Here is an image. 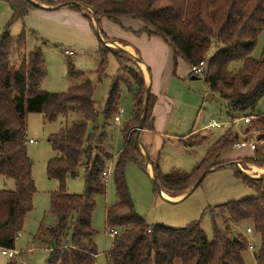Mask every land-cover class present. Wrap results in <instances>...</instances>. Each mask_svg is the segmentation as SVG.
<instances>
[{"label": "trees", "instance_id": "obj_1", "mask_svg": "<svg viewBox=\"0 0 264 264\" xmlns=\"http://www.w3.org/2000/svg\"><path fill=\"white\" fill-rule=\"evenodd\" d=\"M2 1L9 4L12 19L0 35V178L12 179L15 188L0 190V249L16 250L25 219L33 210L36 187L33 164L27 152L28 116L41 114L44 121L55 122L60 116L78 113L83 117L81 120L48 140L56 156L48 162L47 172L51 179L59 181L60 189L51 199L56 225L42 230L39 240L49 248L47 264H96L99 250L92 218L96 197L106 193L103 173L114 157L104 148L106 133L96 126L90 131L99 117L93 99L95 86L70 61L68 77L82 81L71 85L64 93L42 91L41 85L48 73L42 50L36 47L26 52L28 33L25 28L18 36L11 34L13 24L23 22L30 11L41 7L28 0ZM34 1L48 6L64 5L90 22L100 44L96 70L99 81L107 77L109 56L114 55L119 72L113 78L103 112L106 125L120 104L122 88L127 87L133 95L134 110L123 125L126 142L114 167L117 200L106 211L108 229L118 231L111 250L105 254L107 264H176L177 261L181 264H245L243 252L248 249V242L238 230L245 222L251 223L254 235L259 238L254 253L256 262L264 264V179H251L236 172L238 177L250 180L257 194L217 206L218 213L212 212V240L199 221L172 229L149 225L136 212L125 171L130 163L146 168L141 161L140 148L135 146L137 128L144 113L146 85L139 66L132 63L123 50H112L104 44L102 39L107 41V36L101 32L99 24L101 18L116 24H120L122 18L139 21L144 28L135 33L160 37L172 48L176 60L182 59L189 66L203 62L208 90L228 102V118L255 117L248 129L264 133V115L256 112L264 98V51L259 60L252 57L264 31V0H64L57 4L52 0ZM90 11L95 14L98 29L93 25ZM29 34L37 38L34 32ZM238 62L242 63L241 68L232 73L230 66ZM129 76L137 82L130 83ZM155 102L156 98L150 93L144 129L153 130ZM206 141L203 137L199 142L186 140L182 145L195 148ZM238 141V134L225 133L191 173L163 174L160 157L156 161L150 159L154 179L171 197L187 194L204 175L226 164L220 157ZM243 162L264 167V159L259 157ZM82 166L85 167V190L82 194H71L65 188L66 181L77 177ZM7 264L19 262L10 260Z\"/></svg>", "mask_w": 264, "mask_h": 264}, {"label": "rangeland", "instance_id": "obj_2", "mask_svg": "<svg viewBox=\"0 0 264 264\" xmlns=\"http://www.w3.org/2000/svg\"><path fill=\"white\" fill-rule=\"evenodd\" d=\"M52 1L53 4H57L64 0ZM11 19L12 10L9 4L0 0V35ZM24 28L28 33L26 52L29 53L38 47L42 50L43 58L46 62L48 73L42 82V91L64 93L67 92L71 85L82 81H72L68 77L67 67L70 61L75 64V69L86 74L95 86L93 99L99 117L95 125L90 126V131L96 126L100 131L103 130L106 133L107 140L104 148L114 156V159L109 161L107 165L109 176L106 179V193L96 197V207L92 218V227L97 232L96 243L100 252L96 264H107L105 254L111 250L114 237L111 235L112 231L107 227L106 211L117 200L114 167L116 158L123 150L126 142L123 137V125L131 117L134 110L133 96L127 87L124 86L122 88L120 104L115 110V114L108 121V125H106L103 112L113 78L119 72L115 59L112 57L110 60V65L106 72L107 77L99 81L96 74L99 63L96 50L80 45L77 41L73 42L69 37L62 38L63 40H69L64 42H44L43 40L38 42L29 34L30 31L27 30L28 27L24 21L13 24L11 34L18 36ZM102 40L108 48L116 51L122 50V47L110 36H107V41ZM66 51L73 54L70 56L66 54ZM263 51L264 31L258 38V44L252 57L259 60ZM131 61L137 64L132 58ZM137 66L140 68L139 64ZM241 66V62L233 63L230 66V71L237 73ZM184 69L183 65L179 69L177 68L173 85L168 94L169 100L162 101L161 107L164 112L162 130H157L154 133H142L140 136V141L147 149L150 159L156 161L157 157H160L159 165L163 174H169L173 171L191 173L206 157L208 149L226 132H231L239 135L238 143L244 142L249 145L252 141L256 145V151L252 152L250 146L247 145H244L245 147L241 150L230 148L222 154L220 160L222 162L226 161V164L235 162L240 164L242 171L250 176L248 178L257 179L259 176L262 179L264 167L243 162L244 159L254 157L264 159V139H262L264 138V133L248 129L251 122L255 119L248 125L240 121L233 125L232 129L228 126H223L221 129H212L205 134L201 132L186 138L194 130L205 126L212 119L225 124L230 122V120L227 118L228 102L221 99L218 95L213 96L209 92L203 76H197V79L193 80L192 78L195 75L189 77L186 74L184 78H181L179 74L183 73ZM137 75L139 76L140 73H137ZM129 82L135 84L137 79L130 77ZM121 111H123V115H119ZM256 112L264 115V98L258 103ZM117 113L118 115L115 116ZM82 118L78 113H69L66 116H60L55 122H48L44 121L41 114H30L28 116L26 140H33V143H27V152L33 164L32 175L36 187L33 210L27 215L22 233L16 241L18 254L14 258H10L2 255V250L0 249V264H7L10 260H16L19 264H47L50 255L49 248L41 243L39 234L42 230L56 225V217L51 212V199L52 195L60 189L59 181L51 179L47 172L48 162L56 156V152L53 151L48 140L52 135L59 134L63 129ZM205 136H208L206 144L197 148L189 149L182 145L186 140L199 142ZM140 151L142 164L145 165V155L141 149ZM257 168L261 169L262 173H259ZM237 171H239L238 167L233 164L227 168L210 172L188 198L181 199L176 203H169L162 198L146 168L130 163L127 165L125 172L136 212L147 224L163 225L168 228L178 229L185 228L193 222L199 221L202 230L212 240L214 236L212 212L218 213L216 211L217 206L257 194L255 188L250 186V180H246L243 176L241 178L238 177L236 175ZM14 188L15 182L12 179L0 178V190H13ZM65 188L71 194H82L84 192V166L79 168L77 177L66 181ZM248 228L253 230L250 222H245L238 226V230L244 234L247 242L250 239L255 249L250 250L248 245V249L243 252V259L245 264H257L254 252L259 245V238L252 235L253 233L248 237L246 235ZM176 264L181 263L177 261Z\"/></svg>", "mask_w": 264, "mask_h": 264}, {"label": "crops", "instance_id": "obj_3", "mask_svg": "<svg viewBox=\"0 0 264 264\" xmlns=\"http://www.w3.org/2000/svg\"><path fill=\"white\" fill-rule=\"evenodd\" d=\"M114 1L122 2V0H114ZM40 5L42 6L41 9L30 11L28 15L24 18V23L28 27L27 30L37 34V38H34L35 40H37L38 42L41 40H43L44 42L46 41L64 42L69 40H63L62 38L69 37V39L71 38L70 40H72L73 42L77 41L78 44L83 46H88L89 48H92L96 50V52H98L100 45L99 38L92 30L90 22L82 14L69 9L64 5H60V6H45L43 4ZM92 22L94 27L98 29L96 21L94 20L93 17H92ZM99 24H100L101 32H103L107 36H110V38L116 41L122 47V49L139 57L144 61V64H139L140 70L144 77L146 89L147 88L150 89V93L156 98V102L152 113L153 130L143 129L141 135L142 133H154L157 130L158 131L162 130L163 128L162 118L164 117V112L162 111V107H161V104L163 103L162 101L165 102L168 99V94L170 92V88L173 85L177 68L179 69L181 65L185 67L183 73L179 74L181 78H184L186 74L189 77L192 76L191 66L185 63L182 59L176 60L172 48L160 37L148 36L147 34L144 33L136 34L135 32H139L144 28L143 23L139 21H135L129 18H122L120 20V24H116L114 22L109 21L107 18H101ZM112 57L113 59H115L114 55L111 54L109 56V65ZM176 63H177V67H176ZM117 115L118 113L115 116ZM119 115H123V113ZM227 118H228V114H227ZM238 118L239 117L234 119L228 118V120H230L231 123L227 122L226 124L219 122L216 119H212L205 126L201 127L200 129L194 130L186 138H189L201 132L205 134L212 129H221L223 126H228L230 129H232L233 125L236 124L234 120ZM213 121H217L221 123L222 124L221 127L212 126ZM115 122L117 123L116 119ZM205 137L207 138L208 136ZM241 144H243L241 148H236L234 147V145L232 148L241 150L243 149V147H245L244 145H247L248 143L241 142ZM247 146H250L251 149L250 144ZM140 149L143 152V149L142 148ZM189 149H193V148H189ZM251 151L255 152L256 149L255 150L251 149ZM231 164L227 163L225 164V166L228 167ZM227 167H222V168H227ZM257 169L259 173H262L261 169L259 168ZM146 171H148L151 178H154L151 165L146 167ZM213 171L215 170L213 169ZM263 178L264 175H262V179ZM257 179H260L259 176ZM185 196L186 194L177 197H171L165 192H163V197L171 201L169 203H176L181 199L188 198V197L185 198Z\"/></svg>", "mask_w": 264, "mask_h": 264}, {"label": "water", "instance_id": "obj_4", "mask_svg": "<svg viewBox=\"0 0 264 264\" xmlns=\"http://www.w3.org/2000/svg\"><path fill=\"white\" fill-rule=\"evenodd\" d=\"M30 3H32L33 5H35V6H39V7H42L39 3H37L36 1H34V0H28ZM67 5H69V4H67ZM92 13H93V18H94V20H95V14H94V12L93 11H91ZM122 49V48H121ZM128 56H130L132 59H134V61L137 63V64H144V62L142 61V59H140L139 57H137V56H135V55H133V54H131V53H129V52H127L126 50H124V49H122ZM193 80H196L197 78L196 77H193L192 78ZM149 98H150V89L149 88H147L146 89V93H145V101H144V113H143V116H142V118H141V121H140V124H139V127L137 128V136H136V140H135V146L136 147H139V148H142L143 149V152H144V155H145V158H146V167H148L149 165H150V157H149V154H148V151H147V149L144 147V145L141 143V141H140V135H141V132L143 131V129H144V121H145V116H146V112H147V107H148V104H149ZM236 165L237 167H238V169H239V171L242 173V174H244L245 176H247V177H250L248 174H245L243 171H242V169H241V167H240V164H238V163H232L231 165ZM222 167H225V165L224 166H221L220 168H222ZM218 169V168H217ZM214 170H216V169H214ZM213 171V170H212ZM204 177H205V175L202 177V179L199 181V182H197L189 191H188V193L186 194V196H185V198L186 197H189L198 187H199V185H200V183L202 182V180L204 179ZM264 179V178H263ZM153 183H154V185H155V187L158 189V192H159V194L162 196V198L164 199V200H166L167 202H171V201H169V200H167V199H165L164 197H163V191H162V189H161V187L159 186V184L155 181V179L153 178Z\"/></svg>", "mask_w": 264, "mask_h": 264}, {"label": "built area", "instance_id": "obj_5", "mask_svg": "<svg viewBox=\"0 0 264 264\" xmlns=\"http://www.w3.org/2000/svg\"><path fill=\"white\" fill-rule=\"evenodd\" d=\"M66 54L71 56L73 53L66 51ZM204 69H205V64L202 62L199 65L191 66V73L196 75V76H203ZM122 113H123V111L120 112V114H122ZM254 119H255V117H248L247 116V117H241V118L235 119L234 122L235 123H239L241 121V122H244L245 124H249ZM221 125L222 124L217 122V121H213L212 122V126H214V127H221ZM27 143L32 144L33 140H29ZM250 145H251V149L252 150L256 149V145L253 144L252 141H251ZM242 146H243V144H241V143L234 144V147H236V148H241ZM108 176H109V170L107 169L103 173V177L105 179H107ZM251 234L254 235V232H253V230L251 228H248L247 232H246V235L249 237ZM111 235L115 238L118 235V231H116V230L112 231ZM248 243H249L248 245H249L250 250H254L255 246L250 242V239H248ZM17 254L18 253H17L16 250L15 251L2 250V255L10 257V258H14Z\"/></svg>", "mask_w": 264, "mask_h": 264}]
</instances>
